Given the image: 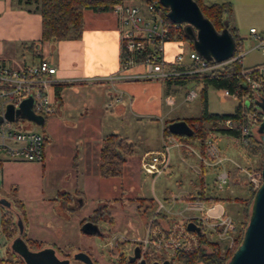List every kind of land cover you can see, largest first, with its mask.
<instances>
[{"label": "rangeland", "instance_id": "rangeland-1", "mask_svg": "<svg viewBox=\"0 0 264 264\" xmlns=\"http://www.w3.org/2000/svg\"><path fill=\"white\" fill-rule=\"evenodd\" d=\"M202 1L205 4H230L231 11L226 15V20L231 21L237 29L238 35L242 38L241 50L246 52L243 61L244 67L263 63L264 53L262 49L256 48L258 42L250 35V29L256 28L264 35V0ZM129 2L143 3V0H131ZM178 45L180 52L187 51L188 53L193 48L188 41L180 42ZM186 60H188L187 54ZM229 61L222 63L221 66L211 72L225 71V65H229ZM178 88L180 90V102L191 88L197 90L198 98L193 101H185L169 118L199 117L202 104L199 96L201 84L191 81L184 86L180 85ZM207 96L209 111L214 114H232L239 106L237 98L228 99L222 95L220 90L212 87L208 89ZM21 124L35 128L43 134L46 129V126H36L25 120H22ZM113 124L114 127L109 124L110 133L111 130H118L123 132V136L128 134L130 135L128 140L136 146L137 138L142 135L140 130L136 129L137 127L125 117L123 120L114 121ZM191 143L196 148L198 143L195 141ZM217 144L219 148L221 147L223 154L233 160L225 162V168L230 174L228 183L223 185L222 189L218 187L217 175L221 171V165H205L207 173L204 176V183L207 195L223 198L221 204L235 223L234 241L233 243L219 241L216 236L210 234L206 238L210 242L219 243L224 254V252L228 250L231 252L234 249L239 236V229L244 221L243 203L235 202L234 198L249 197L248 182L250 175L253 170L260 167L261 162L260 157L250 155L243 147L242 141L232 136L219 135ZM53 145V156L48 167L47 163L44 164V162L6 161L0 169V199L4 198L14 203L10 208L0 205V243H2L0 244L2 246L0 247V255L8 259H15L20 264H22L21 261L12 256L10 249L13 240L20 235L19 225L17 228L7 222L9 218L12 219V216H14L13 219L17 224L19 219L22 220L18 206L26 211L27 219L23 226L24 233L28 238L39 240L44 245H58L65 251H68L67 246L71 245V250L75 251L80 248L89 251L100 264H116L115 257L105 246L108 238L82 233L80 230L81 221L93 214L104 203H108L106 211L111 213L114 222L111 224L105 221L100 222L101 230L111 232L112 236L123 235L131 243H141L146 236L147 222L157 208V199L165 205L163 212L172 209L175 214L170 217L171 220L169 219L164 224L165 227L173 226L183 219L177 213L184 209L187 200H195L192 197L198 193L202 186L201 163L204 161L196 155L193 157L184 155L185 161H183L179 157L180 150L178 148L172 149L171 167L156 179L145 174L141 169V164H139V158L142 154L140 144H137L138 148H136L135 153L129 156V162L125 164L122 174L115 177L101 175L94 177L95 174H89L86 175L88 176L87 179H75L76 175L71 172V130L58 127L56 136L51 138V144L49 143L48 147L51 148ZM205 159L209 162V157H205ZM65 192L72 197L71 204L68 202L67 209L63 208ZM137 197L150 200L152 206L145 211H140L138 208L140 202L135 200ZM175 197L178 198L176 201L173 200ZM77 198H84L85 204L82 207L75 206L71 209L74 206V203L72 204L73 199L76 200ZM61 208L64 209L63 214ZM29 226L30 228L27 229ZM111 241L109 240V242ZM206 249L208 252L211 251V247L208 245H206ZM173 257L171 264H176V258ZM74 264L80 263L74 262Z\"/></svg>", "mask_w": 264, "mask_h": 264}, {"label": "crops", "instance_id": "crops-1", "mask_svg": "<svg viewBox=\"0 0 264 264\" xmlns=\"http://www.w3.org/2000/svg\"><path fill=\"white\" fill-rule=\"evenodd\" d=\"M84 17L85 29L81 38L52 43L42 40V16L39 12L20 7L15 0H0V63L22 70L46 58L57 68L58 84H65L58 103L55 87L50 91L52 98L56 101L57 109L55 113L46 117L44 134L47 142L42 162L47 163L48 167L52 159L54 145L51 148L48 145L51 144V138L56 136L57 128L70 129L71 172L76 175L75 179H87L86 175L89 174H95L94 177L102 176L99 168L100 150L103 140L108 135L118 134L131 143L133 152L129 156L135 153L137 144H140L142 154L139 164H141L145 154L161 148L166 121L188 118L187 116L169 118L187 101V93L182 102L179 101V84L141 78L117 82L107 80L110 75L119 72L121 65L122 39L118 19L113 12L86 11ZM178 46V42L175 41L166 43L164 55L168 61H172L180 52ZM143 70L142 66H134L127 69L126 74L137 75ZM124 117L142 134L137 138L136 146L128 140L130 135L123 136V132L118 130L109 132V124L114 127V121L123 120ZM211 132L217 134V139L219 135H227L216 131ZM191 142L187 143L188 147L178 148L179 157L185 161L184 155L192 157L196 155L205 162L201 163L202 186L199 191L204 189L206 192L205 165L213 166L214 164L210 162V158L209 162L206 161L205 157L208 156L202 155L199 144L195 146L196 149ZM221 152L227 158L225 162L233 161L232 158L224 155L222 150ZM129 156L127 162H129ZM171 156L172 150L170 167ZM223 169L229 173L225 163L221 166V171ZM159 176L152 177L156 179ZM157 202L159 205L161 201L157 199ZM158 205L155 216H161L160 221L163 223L171 220L170 217L174 214L163 212V210L158 212ZM29 228L30 226L27 229ZM0 256V264H20L15 259L12 262L1 261L8 258Z\"/></svg>", "mask_w": 264, "mask_h": 264}, {"label": "built area", "instance_id": "built-area-1", "mask_svg": "<svg viewBox=\"0 0 264 264\" xmlns=\"http://www.w3.org/2000/svg\"><path fill=\"white\" fill-rule=\"evenodd\" d=\"M159 0H143V3L125 2L115 5L113 13L119 23L122 39V56L120 70L110 75L107 80L117 82L124 79L141 78L159 81H174L182 78L201 77L215 70L222 63L208 61L195 49L178 52L172 61L165 58L164 51L167 42H170V30L166 26L158 7ZM250 35L257 40V49L264 53V35L256 28L250 29ZM183 42V41H180ZM178 42V43H180ZM149 50V51H148ZM145 53L142 62H135L134 55ZM131 55L130 59L124 56ZM186 54L188 60H186ZM246 52L241 49L230 59L228 63L241 65L238 73L241 86L244 90L237 88L234 91L221 89L222 95L228 99L237 98L246 121L227 119L219 123L220 128L225 131H238L240 141L258 129L263 119V111L257 105V101L264 98V62L250 67H244L243 61ZM142 66L143 72L137 75H128L126 70ZM57 68L46 58L38 63L28 66L22 70H16L8 65L0 63V161H30L42 162L45 156L47 138L45 134L24 126L22 120L34 122L16 116L8 120L5 116L8 106L14 110L21 108L26 100L32 101L34 114L47 117L56 112V101L51 96V89L59 83L56 76ZM198 98V92L191 88L186 94L187 101ZM119 99H117L118 101ZM188 147L187 143L178 139L175 135H163L161 148L155 152L144 155L141 160L142 171L149 176H159L170 167V154L173 148ZM206 154L212 164L223 166L226 157L222 155L217 144V134L210 132L205 140ZM217 179L219 187L228 183L229 173L222 170ZM258 188L261 181L250 175L249 179ZM178 198H173L176 201ZM165 209V205L159 202L158 212ZM174 214L172 210H168ZM182 216L181 222L165 227L164 224L147 229L144 238V247L151 248L156 253H162L171 260L178 253L193 252L200 245L201 235H214L219 241L233 243V232L235 223L233 218L225 211L223 204L206 202L203 200H187L184 209L177 213ZM175 215V214H174ZM189 222L195 223L201 229V234L189 231Z\"/></svg>", "mask_w": 264, "mask_h": 264}, {"label": "trees", "instance_id": "trees-1", "mask_svg": "<svg viewBox=\"0 0 264 264\" xmlns=\"http://www.w3.org/2000/svg\"><path fill=\"white\" fill-rule=\"evenodd\" d=\"M131 0H15L16 4L20 7L27 8L29 11L39 12L42 16V40L50 41L55 43L60 40L65 39H78L83 35L85 29V12L92 11L97 13L112 12L115 5L119 3L129 2ZM150 1V0H147ZM198 3L203 15L210 20L215 29L219 33L225 31L229 32L235 41V54L242 48V38L238 35L237 29L232 25L230 20H226V15L231 11V6L229 3H214L205 4L202 0H194ZM158 11L162 15L166 26L170 30V41L180 42L188 41L190 45L195 49L193 39L190 38L184 25L175 24L170 21L168 17V8L158 7ZM149 51V50H148ZM147 52L138 53L134 55L135 62H142L144 60L145 54ZM126 58L131 57L130 54L125 53ZM241 65L237 63H230L225 65V71H216L214 73H207L201 77L196 78H182L174 81H168L170 83L174 82L179 85H184L189 81H195L201 84V90L199 96L201 97V115L199 117L185 118L184 120L193 128L194 133L191 137L175 135L181 141L189 143L195 141L199 144L200 151L203 156H207L205 148V140L211 131H216L222 134L230 135L236 139H239L238 131H225L220 128L219 123L227 120L234 119L236 121H246L247 118L243 114V110L239 106L236 108L235 112L232 114H214L209 111L208 108V89L210 87L221 90L228 89L234 91L237 88L244 90L241 86V81L239 78V71ZM65 84H56L55 92L57 103L60 101V93ZM175 120L166 121L164 126V135H172L167 126L170 122ZM260 125V123H259ZM260 127V126H258ZM243 147L252 156L260 157V167L252 171L251 175L262 180V160H263V145L261 142V133L259 128L253 133L246 137L242 141ZM133 152V145L129 143L125 138L118 134H110L104 140L100 152V172L104 177H115L122 174L124 170L125 163L127 162V157ZM3 166V162L0 161V169ZM249 181V180H248ZM249 197L247 198H234L235 202L243 203V217L242 227L239 229V236L237 238V243L234 249L229 252L226 251L223 254L222 247L219 243L210 242L206 235L200 236V246L193 252L178 253L173 257L176 258V264H228L231 260L234 252L237 250L239 245L242 243L244 232L246 226L249 222L250 215L253 208V203L255 199V193L257 188L254 184L248 182ZM196 200H203L213 203H221L223 198L208 196L204 189L199 191L195 196L192 197ZM231 201V199H228ZM150 201V200H149ZM21 207V206H20ZM18 206V212L21 215L23 223L26 222V211L25 209H20ZM8 219V223L13 224L18 228L17 222L13 219ZM23 238L28 244L31 250H40L43 248L42 244L38 240L27 239L24 233ZM206 245L211 247V251L208 252ZM14 258H18L22 264H25L23 259L19 257L16 253H11ZM4 262H12V259H2ZM172 262V260H171Z\"/></svg>", "mask_w": 264, "mask_h": 264}, {"label": "water", "instance_id": "water-1", "mask_svg": "<svg viewBox=\"0 0 264 264\" xmlns=\"http://www.w3.org/2000/svg\"><path fill=\"white\" fill-rule=\"evenodd\" d=\"M159 1L162 6L168 8V17L171 22L185 26L187 35L193 39L195 50L206 60L224 63L233 57L236 46L231 34L227 31L219 33L210 20L203 15L197 2L194 0ZM256 103L263 111V119L259 127L263 145L262 180L255 193L252 212L242 243L228 264H264V98ZM15 115L26 118L39 126L45 125L46 118L34 114L31 100L24 101L21 108L16 111L13 106H8L6 118L13 120ZM167 128L173 135L191 137L194 133L193 128L185 120L170 122ZM18 225L20 235L13 240L11 249L23 259L25 264H69V260L60 259L51 247L38 251L29 249L22 237L24 226L21 219H19ZM187 229L201 234L200 227L193 222L188 223ZM95 230L96 227L86 226L85 228V231ZM75 259L86 264H94L91 258L83 252L77 253ZM154 264H171V261L166 260L163 263L156 262Z\"/></svg>", "mask_w": 264, "mask_h": 264}, {"label": "flooded vegetation", "instance_id": "flooded-vegetation-1", "mask_svg": "<svg viewBox=\"0 0 264 264\" xmlns=\"http://www.w3.org/2000/svg\"><path fill=\"white\" fill-rule=\"evenodd\" d=\"M65 195V205L63 208L67 209L68 202L71 204L72 197L69 193H64ZM123 198V197H122ZM83 199V200H82ZM77 198L76 200L73 199L72 204L74 203V206L71 207V209L76 207H82L85 204L84 198ZM133 199V198H132ZM75 200V201H74ZM135 200L140 202V205L138 206L140 211H145L148 208L152 206L151 202L143 197H137ZM14 203L7 201L6 199L2 198L0 199V205L10 208L13 206ZM108 203H104L99 209L95 210V212L89 216L86 217L85 220L81 221L80 223V230L82 233L86 235H97L108 238L107 246L110 250V253L115 257L116 264H142L143 262L145 264H154L156 262L163 263L166 260L171 261L162 253H156L151 248L144 247V240L139 243H131L127 238H125L123 235H114L112 236L111 232H103L100 228V222H109L110 224L114 222V218L111 216V213H108L106 210L108 208ZM63 208H61V213L63 214ZM70 209V210H71ZM161 216H155V212L152 215V217L147 222V229L150 227V224L153 226L163 224V222L160 221ZM86 226L89 228L96 227L95 231H85ZM146 229V233H147ZM26 231V230H25ZM26 234V233H25ZM24 236V232H23ZM28 239V237L26 236ZM24 239V238H23ZM30 239V238H29ZM25 240V239H24ZM35 240V239H34ZM109 240H112L109 242ZM39 241V240H38ZM26 242V241H25ZM28 245V244H27ZM29 247V246H28ZM51 247L55 250L57 256L60 259H67L69 260V264H74V262H78L80 264H86L81 260L75 259V255L77 253L83 252L87 254L94 264H100L97 259L94 258V255L90 254L89 251H86L84 249H78V250H71V245L67 246L68 251L63 250L58 245H44L43 248ZM42 248V249H43ZM90 248V247H89ZM11 249V246H10ZM30 249V248H29ZM38 251V250H33ZM11 249V253H12Z\"/></svg>", "mask_w": 264, "mask_h": 264}]
</instances>
